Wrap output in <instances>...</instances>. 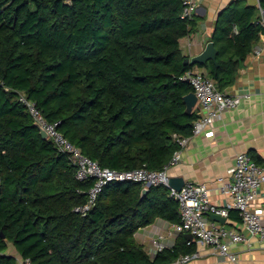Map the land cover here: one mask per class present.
Segmentation results:
<instances>
[{"label":"trees","instance_id":"trees-1","mask_svg":"<svg viewBox=\"0 0 264 264\" xmlns=\"http://www.w3.org/2000/svg\"><path fill=\"white\" fill-rule=\"evenodd\" d=\"M181 12V0H0V264H18L10 246L33 264H169L194 252L181 234L154 257L135 240L180 221L164 186L141 198L142 184L112 182L75 214L93 179H76L19 101L101 167L161 170L199 117L180 77L198 68L225 92L261 32L254 10L232 9L211 38L216 63L184 64L179 41L194 23Z\"/></svg>","mask_w":264,"mask_h":264},{"label":"crops","instance_id":"crops-1","mask_svg":"<svg viewBox=\"0 0 264 264\" xmlns=\"http://www.w3.org/2000/svg\"><path fill=\"white\" fill-rule=\"evenodd\" d=\"M196 2L197 11L192 20L194 29L179 41L180 51L185 59L200 54L206 44L212 42L213 34L218 31V21L225 19L230 10L252 9L256 18L258 17L256 0ZM233 31L237 32L236 27ZM256 47L262 49L260 56H254L252 53ZM194 69L203 72L201 69ZM225 92L238 96L239 105L215 120L206 131L191 137L181 151L179 162L170 168L167 174L170 178H182L184 182L205 185L211 203L219 207H225L231 202L221 187L223 181H230V169L238 153L249 154L264 168V39L261 32L239 67L235 82ZM194 109L199 116L197 105ZM219 179L223 181L219 182ZM251 206L260 211L264 224V182L260 184ZM209 216L206 215L209 221L225 230L241 234L244 239L238 244L229 245V251L235 257V260L231 261L193 237L188 240L185 237L187 233H182L185 240L192 241L194 245V258L190 264H264V246L242 225L236 211L230 210L227 217H222V222L214 221ZM179 235L173 234L169 223L157 220L153 225L139 230L135 234V240L151 257L148 247L152 238L160 237L159 242L165 249L171 248ZM7 254L17 257L11 246Z\"/></svg>","mask_w":264,"mask_h":264},{"label":"built area","instance_id":"built-area-1","mask_svg":"<svg viewBox=\"0 0 264 264\" xmlns=\"http://www.w3.org/2000/svg\"><path fill=\"white\" fill-rule=\"evenodd\" d=\"M256 1L258 17L254 24L261 29L264 39V6H261V0ZM181 4L180 18L192 21L197 11L196 0H181ZM261 52L260 47H256L252 51L254 56H260ZM180 79L191 85L200 114L193 124L189 137L174 136L179 150L175 151L169 162L158 171L146 168L132 171H115L101 167L97 162L84 156L76 146L58 131L59 122H47L35 103L27 100L25 96L20 95L19 101L26 107L33 121L45 130L58 152L68 156L76 168V179L80 182L93 179V185L87 192L86 203L75 207L73 209L75 214L85 217L93 208L97 196L103 188L112 182L131 181L140 183L145 188L164 186L169 190V197L178 203L180 221L176 224H170L173 234H190L198 242L211 247L218 255L234 261L235 257L230 253L229 245L240 243L244 239L243 236L219 227L214 222L209 221L206 215L227 217L230 210L236 211L242 225L250 234L256 236L264 246L263 220L260 211L253 209L251 206L260 184L264 182V168L258 165L249 154L245 152L238 153L235 156L234 165L230 169V181L224 182L219 179V182L223 181L222 191L231 200L230 204L225 207H219L211 203L207 187L203 184H194L190 181L184 182L179 191L169 187L168 170L179 162L181 151L187 145L188 140L206 131L215 120L219 119L224 113L235 109L240 103L238 96L219 91L210 78L195 69L185 72ZM159 240L160 237L150 240L148 250L151 257H154L157 252L164 248ZM193 258V254H188L169 264H190ZM16 260L18 264H33L30 259L16 257Z\"/></svg>","mask_w":264,"mask_h":264},{"label":"water","instance_id":"water-1","mask_svg":"<svg viewBox=\"0 0 264 264\" xmlns=\"http://www.w3.org/2000/svg\"><path fill=\"white\" fill-rule=\"evenodd\" d=\"M216 57H217V50L214 46L213 42H208L204 48V50L191 58H186L184 60V64H191V65H197V64H206L207 61H212L213 63H216ZM183 101L186 105V112L190 113L195 108L197 104V99L194 93H190L186 95L183 98ZM34 126L39 130L40 135L43 139H47L48 135L45 132V130L39 126L36 122H34ZM184 181L182 178H168V185L171 188H174L176 191H179L183 185ZM147 188H143L141 191V198L145 197L147 195ZM212 220L217 222H222L224 218L218 216V215H210L209 216ZM185 237L190 240L192 239V235L186 234Z\"/></svg>","mask_w":264,"mask_h":264}]
</instances>
